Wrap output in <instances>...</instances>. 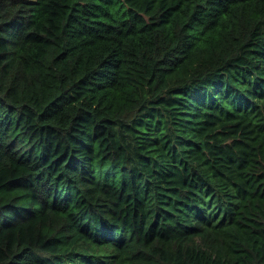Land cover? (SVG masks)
<instances>
[{
	"label": "trees",
	"instance_id": "16d2710c",
	"mask_svg": "<svg viewBox=\"0 0 264 264\" xmlns=\"http://www.w3.org/2000/svg\"><path fill=\"white\" fill-rule=\"evenodd\" d=\"M0 264H264V0H0Z\"/></svg>",
	"mask_w": 264,
	"mask_h": 264
}]
</instances>
